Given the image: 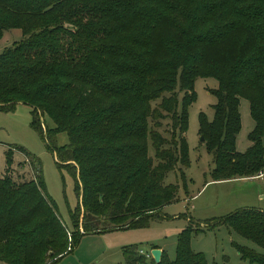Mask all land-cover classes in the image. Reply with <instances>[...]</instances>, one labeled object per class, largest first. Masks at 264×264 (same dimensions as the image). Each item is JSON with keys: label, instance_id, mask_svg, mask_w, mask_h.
Segmentation results:
<instances>
[{"label": "trees", "instance_id": "obj_1", "mask_svg": "<svg viewBox=\"0 0 264 264\" xmlns=\"http://www.w3.org/2000/svg\"><path fill=\"white\" fill-rule=\"evenodd\" d=\"M213 8L181 27L147 0H0V38L20 31L0 52V110L17 103L30 108V127L72 176L77 199L67 229L39 160L12 147L33 176L17 182L8 169L0 176V264H54L81 235L145 226L175 201L177 185L163 179L169 171L183 175L187 165L184 132L196 76L217 83L209 89L211 118L198 114L211 179L264 171V0H220ZM239 98L247 100L253 121L243 152L235 150ZM164 116L169 138L156 129ZM58 132H65L66 144L56 145ZM219 224L263 251L235 245L243 264H264V209L241 207L210 226ZM194 230L187 225L177 233L173 260L162 250L154 263L133 245L120 252L125 264H208L189 248Z\"/></svg>", "mask_w": 264, "mask_h": 264}, {"label": "rangeland", "instance_id": "obj_2", "mask_svg": "<svg viewBox=\"0 0 264 264\" xmlns=\"http://www.w3.org/2000/svg\"><path fill=\"white\" fill-rule=\"evenodd\" d=\"M147 1L157 12L168 13L178 26L184 27L194 19L207 14L209 7L213 6L214 10L220 0H177L174 5ZM19 38V29L4 31L0 38V52ZM216 86V80L210 75L196 76L193 80L195 98L187 107V124L184 132L187 143V165L181 168L183 175L177 171H169L163 179L165 184L177 185L176 200L162 206L158 211V217L148 220L145 226L106 231L107 233L102 232L103 234L99 233V235H81L76 251L82 258L77 259V254L72 251L54 264H125L120 252L124 245H133L142 253H149L154 246L160 247L166 258L173 260L176 235L187 225L197 229L189 234L190 250L201 253L208 264H243L244 261L240 260L235 245L247 246L257 252H263L256 244L230 231L223 224L210 226L215 219L241 207L264 209V177L255 181H239L234 178L211 179V154L206 150L203 140L199 141L198 114L202 112L208 120L211 118V105L215 102V97L209 89ZM180 95L179 92L178 97ZM159 102V98L151 101L150 107H156ZM29 111L30 108L22 103L15 104L12 110H0V176L7 169L11 178L17 182L29 180L33 176L24 154L12 147H22L36 157L40 162L46 192L55 203L64 226L70 229L69 211L77 201L73 178L65 168L57 167L55 158L46 148L44 139L30 127ZM238 112L240 126L235 136V150L243 152L250 144L246 136L253 125L246 99H238ZM43 118L45 125L51 127L52 122L45 116ZM148 124L152 125L149 119ZM169 124V117L164 116L159 119V126L156 127L166 138L170 136ZM55 143L57 146L67 143L65 132L56 134ZM10 148H12L10 163L6 166L5 152ZM148 155L155 163L150 144ZM180 167L178 165V169ZM257 197H259L258 201ZM77 220L80 226V215ZM116 244L118 246L113 247Z\"/></svg>", "mask_w": 264, "mask_h": 264}, {"label": "crops", "instance_id": "obj_3", "mask_svg": "<svg viewBox=\"0 0 264 264\" xmlns=\"http://www.w3.org/2000/svg\"><path fill=\"white\" fill-rule=\"evenodd\" d=\"M253 126V125H252ZM252 128V127H251ZM251 130V129H250ZM249 130V131H250ZM248 131V132H249ZM249 146V145H248ZM247 146V147H248ZM246 147V148H247ZM261 177H264V171L263 172H261V173H259V174H256V175H254V176H250V177H242V178H234V179H236V180H239V181H243V180H251V181H255V180H257V179H260ZM257 201L259 200V197H257V199H256ZM263 200H264V198H263ZM258 209H260V208H258ZM109 232V231H108ZM107 233V232H106ZM97 235H99V233H96ZM96 234H94V235H96ZM103 234V233H102ZM78 244V243H77ZM77 246V245H76ZM76 246L73 248V252H75L76 254H77V259H81L82 257H81V255L78 253V251H76ZM115 246H118L117 244L116 245H114L113 247H115ZM157 248V247H156ZM158 249H160L161 251H162V249L159 247ZM71 251V252H72ZM66 255V254H65ZM64 255V256H65ZM63 257V256H62ZM61 257V258H62ZM94 264H96V263H94Z\"/></svg>", "mask_w": 264, "mask_h": 264}, {"label": "water", "instance_id": "obj_4", "mask_svg": "<svg viewBox=\"0 0 264 264\" xmlns=\"http://www.w3.org/2000/svg\"><path fill=\"white\" fill-rule=\"evenodd\" d=\"M202 139H203L202 136L199 135V141H202ZM149 255L152 258L153 262L157 263L159 261V259H160L161 250L158 249V248H152L149 251Z\"/></svg>", "mask_w": 264, "mask_h": 264}, {"label": "built area", "instance_id": "obj_5", "mask_svg": "<svg viewBox=\"0 0 264 264\" xmlns=\"http://www.w3.org/2000/svg\"><path fill=\"white\" fill-rule=\"evenodd\" d=\"M139 253H142L141 250H139ZM145 257H150L149 253H142Z\"/></svg>", "mask_w": 264, "mask_h": 264}]
</instances>
